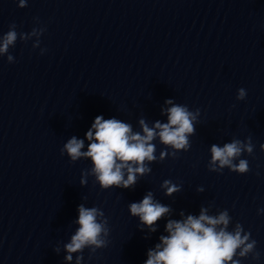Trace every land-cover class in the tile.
<instances>
[{"label":"clouds","instance_id":"9594fccd","mask_svg":"<svg viewBox=\"0 0 264 264\" xmlns=\"http://www.w3.org/2000/svg\"><path fill=\"white\" fill-rule=\"evenodd\" d=\"M18 6H27V0H19ZM38 19V18H36ZM44 28H33L30 34L18 33L16 25L11 24L9 31L0 36V54L8 53L9 46H14L18 35L21 40H26L30 35H41ZM39 41H37L38 45ZM37 45H34L37 46ZM9 63L14 62L12 55L7 56ZM246 97L245 89L238 90L237 100ZM171 103V101H166ZM168 122L161 124L157 121L153 128H149L143 120L140 121L143 135L133 133L131 126L115 118L105 120L103 116H97L86 133V138L91 141L88 150L82 152L84 141L72 137L65 145L64 151L73 161L81 156L91 158L94 165L92 172L95 174L101 188L107 189L112 186L129 188L136 183L137 175H144L150 172L145 161L156 160L155 145L151 143L156 136H159L161 143L169 145L173 149L187 151L190 147L189 135L195 129L193 121L197 113L190 112L186 106L173 105L167 109ZM92 129H95L93 133ZM159 130V131H157ZM254 145L251 139L242 142L234 139L230 143L220 147L216 144L211 146V160L209 161L210 171H219L228 167L232 172L245 174L249 171L248 161L236 158L243 152L251 154ZM264 151V144L261 145ZM166 153H161V158ZM173 156L176 152L172 153ZM125 170L127 179L124 178ZM85 183V181H81ZM162 187L167 189L166 195L179 190L171 181H164ZM203 189H198L202 191ZM129 211L132 216H138L140 222L155 231L152 226L170 209L159 202L154 201L153 195L149 192L138 203H131ZM264 211V210H258ZM79 225L71 241L65 244L68 255L67 261L72 260V253L82 252L84 248L90 247L92 252L107 246L108 235L107 220L98 222L97 217L104 213L97 207L86 208L78 206ZM207 209L201 208L198 217L189 215L183 221H168L165 230L168 236L160 239L162 245L158 244L155 250H149L148 259L145 264H241L242 258L249 255L258 260L260 253L256 251L257 242L251 239V233L246 232L240 223H236L234 230L229 231L228 226L231 216L227 210L221 211L218 216L207 215ZM82 256L77 257V264H80Z\"/></svg>","mask_w":264,"mask_h":264}]
</instances>
